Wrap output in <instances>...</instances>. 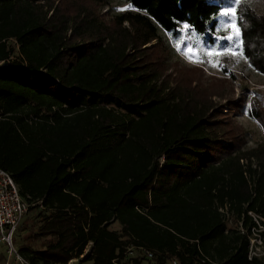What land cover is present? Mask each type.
Instances as JSON below:
<instances>
[{
	"label": "trees",
	"instance_id": "obj_1",
	"mask_svg": "<svg viewBox=\"0 0 264 264\" xmlns=\"http://www.w3.org/2000/svg\"><path fill=\"white\" fill-rule=\"evenodd\" d=\"M126 1L132 11L109 24L104 0H0V168L42 209L34 236L50 238L22 254L68 264L93 244L83 262L121 264L135 246L157 264H264L249 256L253 230L264 237V145L243 150L215 93L166 76L160 51L159 31L185 24L214 43L225 1ZM237 13L244 56L264 75V14ZM250 115L264 130V107ZM228 215L246 232L228 230Z\"/></svg>",
	"mask_w": 264,
	"mask_h": 264
},
{
	"label": "rangeland",
	"instance_id": "obj_2",
	"mask_svg": "<svg viewBox=\"0 0 264 264\" xmlns=\"http://www.w3.org/2000/svg\"><path fill=\"white\" fill-rule=\"evenodd\" d=\"M224 1L225 4L221 6V14L218 18L214 43L197 35L189 26L183 25L175 33L159 31L160 51L164 66L168 69L166 76L172 74L175 77L184 74L199 80L203 86L214 92L213 100L220 106H224L223 113L230 116L233 123L244 131L246 145L243 150H251L264 145V130L261 124L250 115L252 103L256 102L264 107V75L256 71L244 56L242 33L238 23L240 15L237 13V7L247 6L257 14H264V0ZM130 11L132 8L126 0H104L98 9L101 17L109 24L116 21L118 16ZM232 20L234 23H230ZM123 27L128 28L129 24L124 23ZM156 44L157 41H154L146 48L150 49ZM11 45L17 51L16 44L11 42ZM191 71L195 75H192ZM171 86H175L173 81H171ZM232 104H240L243 107L232 112L230 107ZM40 210L42 209L31 210L19 228L16 235V244L19 248L28 244L34 250H42L50 240V238L34 236L40 222ZM254 217L257 222L260 221L257 216ZM226 222L228 230L246 232L242 228V223H239L233 216L228 215ZM110 229L120 233L121 225L113 223ZM259 230L264 232V227L261 226ZM253 232L250 236L249 256L257 257L264 263V237L260 236L259 231L253 230ZM92 247L93 244H89L80 259L72 260L68 264H92L83 262ZM134 256L140 260L141 264H151L140 252L126 255L121 259V264H132Z\"/></svg>",
	"mask_w": 264,
	"mask_h": 264
},
{
	"label": "built area",
	"instance_id": "obj_3",
	"mask_svg": "<svg viewBox=\"0 0 264 264\" xmlns=\"http://www.w3.org/2000/svg\"><path fill=\"white\" fill-rule=\"evenodd\" d=\"M35 205L21 195L13 176L0 168V264H33L22 254L16 244V235L24 219L31 211V207ZM132 252H140L147 262L157 264V255L152 250L130 246L124 257ZM134 259L137 258L134 256L132 260ZM167 264L183 263L177 258H169ZM194 264L222 263L210 258H202Z\"/></svg>",
	"mask_w": 264,
	"mask_h": 264
},
{
	"label": "snow or ice",
	"instance_id": "obj_4",
	"mask_svg": "<svg viewBox=\"0 0 264 264\" xmlns=\"http://www.w3.org/2000/svg\"><path fill=\"white\" fill-rule=\"evenodd\" d=\"M237 2H238V0H237ZM224 15H228V13H224ZM233 16H234V14H233ZM179 23V22H178ZM230 23H234V20H232V21H230ZM185 27H187V25L185 24ZM239 35V32H238V30H237V36ZM228 39H231V37H228ZM237 47H239V45H237Z\"/></svg>",
	"mask_w": 264,
	"mask_h": 264
}]
</instances>
